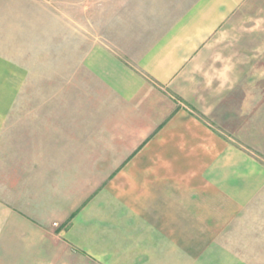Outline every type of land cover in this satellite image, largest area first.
I'll list each match as a JSON object with an SVG mask.
<instances>
[{
  "label": "crops",
  "instance_id": "1",
  "mask_svg": "<svg viewBox=\"0 0 264 264\" xmlns=\"http://www.w3.org/2000/svg\"><path fill=\"white\" fill-rule=\"evenodd\" d=\"M27 1H74L44 28L117 117L53 120L51 95L19 105L26 76L0 75V264L21 249L37 264V236L59 251L50 264H195L197 242L236 211L219 177L242 173L244 154L218 129L243 109V59L222 36L245 0Z\"/></svg>",
  "mask_w": 264,
  "mask_h": 264
},
{
  "label": "rangeland",
  "instance_id": "2",
  "mask_svg": "<svg viewBox=\"0 0 264 264\" xmlns=\"http://www.w3.org/2000/svg\"><path fill=\"white\" fill-rule=\"evenodd\" d=\"M66 5H74V1H57L51 8L27 0H0V64L5 59L0 75L5 81L8 74L26 76L19 85L31 94L21 93L19 105L38 106L51 95L49 104L57 107L56 111L62 106L61 115L53 120L114 121L117 115L112 113L109 117L106 109L114 107L108 88L81 72L77 81L74 47L68 43L66 59H60L59 29L44 28V16H48L49 25L53 20L47 10L59 15ZM30 10L33 17L28 19ZM28 20L29 24H25ZM223 36L222 41L230 44L228 53L243 59L246 76L243 109L239 110L237 121H222L224 128L218 132L237 143L235 147L244 154L243 170L237 176L230 169L221 171V190L227 191V205H235L236 211L229 210L226 225L213 227L212 241L197 242L199 256L195 264H264V0H245L227 21ZM22 62L25 65L18 64ZM12 116L10 113L7 121ZM87 143L90 144L87 138L77 142L80 149ZM235 197L237 200L231 202ZM40 238L37 236L33 255L37 264H44L45 258L50 264L59 251L57 247L45 251ZM26 254L27 250L21 249L20 257L14 258L12 264H29Z\"/></svg>",
  "mask_w": 264,
  "mask_h": 264
}]
</instances>
